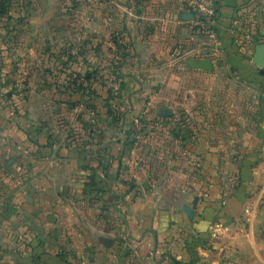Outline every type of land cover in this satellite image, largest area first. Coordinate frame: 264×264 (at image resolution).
Returning a JSON list of instances; mask_svg holds the SVG:
<instances>
[{
  "label": "crops",
  "instance_id": "1",
  "mask_svg": "<svg viewBox=\"0 0 264 264\" xmlns=\"http://www.w3.org/2000/svg\"><path fill=\"white\" fill-rule=\"evenodd\" d=\"M43 2L46 14L36 10L38 0H28L19 17L32 24L31 37L40 35L34 23L54 14L55 1ZM64 3L95 6L79 22L85 27L81 37L95 43L87 41L80 53L99 56L62 69L78 66L85 71L79 84L86 85L93 79L88 68L100 71V55L111 54L106 68H116L135 88L128 128L146 121L142 134H174L177 148L192 152L190 163L181 158L177 164L191 168L158 190L151 174H125L127 166L132 171L142 163L119 156L110 171L96 172L101 189L91 208L83 186L94 178L88 172L93 164L81 146V130L78 146L66 138L73 125L66 101L74 94L48 87L56 85L60 65L19 61L17 69L31 70L34 81L0 79V160L11 168L7 161L15 155L9 153L28 147L27 166L44 165V172L32 189H20L9 171L0 175V264H264V73L252 61L255 46L264 44V0H215L207 19L198 17L190 0ZM204 59L211 70L195 67ZM21 82L27 90H17L26 93L6 91ZM41 101L61 103L25 107ZM125 140L107 144L98 159ZM169 146L163 139L162 149Z\"/></svg>",
  "mask_w": 264,
  "mask_h": 264
},
{
  "label": "rangeland",
  "instance_id": "2",
  "mask_svg": "<svg viewBox=\"0 0 264 264\" xmlns=\"http://www.w3.org/2000/svg\"><path fill=\"white\" fill-rule=\"evenodd\" d=\"M38 1L39 3L36 10H39V14L41 15L46 14L40 9L44 0ZM54 1L55 7L53 8L54 14L51 16L52 18H50L49 21L44 20L43 22L34 23V27L36 24L37 29L39 28L37 32L40 33V35L37 36L35 33V36L31 37L28 29L32 24L19 21L20 15H22L23 11H26L25 8L28 7V0H0V11H2L4 7L6 10L5 13L0 14V79H2V82H15L16 79H23L28 81L29 85H31L34 81L33 72L31 70L17 69L16 64L19 63V61L46 63L50 60L59 63L60 68L54 70L55 76H58V81H54L56 85L51 84L48 87L51 90H55V93H57V91L60 92L62 88L66 87L72 91V95L74 94L73 99L66 101L67 107L71 108V117L73 121L71 131L66 132V138H72L70 142L76 143V146H78L79 130H81V146H86L85 152L87 153L88 164H93V167H89L88 172L93 174L94 178H89L88 182H85L83 186V189H85L89 195L88 201L89 206L92 205L91 208H96L94 205L96 199L94 197L99 195L101 189L100 185H96V172L100 171L101 173H105L106 170L110 171V163L119 156L129 158L133 156L136 163H142L143 165L140 166V169H136L137 167L135 166L132 171L130 167L127 166L128 172L125 174H131L133 171L136 173L140 172L139 174L142 175L151 174L153 178H157L155 180L158 190L163 189L165 185L172 181L175 182L176 178H173V176L175 177L180 172L182 173V170H190L191 168V164H189L188 167L180 169L181 167L177 164L178 160L186 158L190 163L192 152L190 150L183 151L181 148H177L176 136L174 134L171 135L168 133L166 135L160 133L149 136L142 134L143 127H146L148 124L146 121L140 122L138 124L139 127L135 129L128 128L132 126V123L127 121L126 116L128 113V102H130L128 100L135 93V88L129 85L122 74H116V68H106V64L109 63L111 59V54L108 55L104 53L102 56L100 55L101 59L98 60L104 64L103 69L100 71L95 72L93 68H88L89 73L93 74L91 76L93 79H89L86 85H84L83 82L79 84L81 77L83 78L85 74L84 70H79L77 68L78 66L66 71L62 69L65 64L69 62L78 65L79 62L89 63L97 60L96 56H99V54L95 52L80 53V49L84 48L88 41L80 35L83 28H85L79 23L80 17L81 14H90L92 10L95 9V6H82V8L79 9L80 7L75 5L70 8L68 3H64V0ZM69 8L71 9L70 15H66L65 18L64 11L66 10V13H68ZM67 26L68 29H65ZM17 29L19 33L16 34L15 30ZM7 30H11V33L7 32ZM118 32L120 33L122 30L119 28L116 33ZM116 35L117 34H115V38ZM90 42L94 44L95 40H89L88 43ZM23 44L29 45L28 49H37V52L33 54L31 50L23 49L24 54H16L17 51L22 48ZM90 49H93V46L90 47ZM64 50L68 52L67 55ZM20 56L22 60H18ZM63 73L66 74V76ZM96 76H98V82L95 81ZM67 78L68 83L64 84L63 81ZM23 83V86L17 87H15L14 84H8L6 86V91L21 93L22 91L20 92L17 90L18 87L22 90H27V84ZM137 89L138 88H136V90ZM25 91L23 93H26ZM60 103V101L25 102V107L31 109L36 108L38 110L42 109L45 105L59 106ZM79 105H81L82 108L81 112H79ZM80 113L81 116L79 115ZM64 132L65 131L57 133L55 136H63L65 134ZM124 139L127 140H125L123 147L118 150H116V148H110V151L106 149L104 151V156L102 155V158H100L101 160L98 159L103 149L108 148L107 144L110 142L121 143ZM163 139L166 145H170L164 149H162ZM99 147L103 148L99 150ZM44 152L47 155L48 152ZM29 153L28 147H25L23 151H11L9 154L15 155L14 160L9 166L11 168H7L5 163L0 160V175L9 171L8 176L11 181H19L20 189L35 188L37 175L44 172V169H42L44 165L35 169L27 166L30 161V159H27ZM15 162L19 168L17 166L12 167ZM96 163H98V165H96ZM123 170L124 168L120 167L118 174L122 173ZM127 170L125 169V172ZM104 176L107 177L105 174ZM126 187L127 185L124 184L122 189H126ZM98 205L100 206V204ZM88 217H90V215H88Z\"/></svg>",
  "mask_w": 264,
  "mask_h": 264
},
{
  "label": "water",
  "instance_id": "3",
  "mask_svg": "<svg viewBox=\"0 0 264 264\" xmlns=\"http://www.w3.org/2000/svg\"><path fill=\"white\" fill-rule=\"evenodd\" d=\"M252 61L259 68V71L261 73H264V44H258L255 46ZM195 67L204 69V70H211L212 63L211 61L204 59V60H201L195 63ZM10 162H11V159H8L7 165H9Z\"/></svg>",
  "mask_w": 264,
  "mask_h": 264
},
{
  "label": "built area",
  "instance_id": "4",
  "mask_svg": "<svg viewBox=\"0 0 264 264\" xmlns=\"http://www.w3.org/2000/svg\"><path fill=\"white\" fill-rule=\"evenodd\" d=\"M215 0H190L191 7L198 17L207 19V16H210L214 9Z\"/></svg>",
  "mask_w": 264,
  "mask_h": 264
},
{
  "label": "trees",
  "instance_id": "5",
  "mask_svg": "<svg viewBox=\"0 0 264 264\" xmlns=\"http://www.w3.org/2000/svg\"><path fill=\"white\" fill-rule=\"evenodd\" d=\"M5 12H6V10H5V7H4V9L2 11H0V14H3Z\"/></svg>",
  "mask_w": 264,
  "mask_h": 264
}]
</instances>
